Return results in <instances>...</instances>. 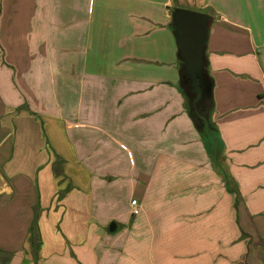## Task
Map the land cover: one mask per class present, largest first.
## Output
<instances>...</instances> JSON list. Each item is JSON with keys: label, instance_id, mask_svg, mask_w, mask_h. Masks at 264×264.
Wrapping results in <instances>:
<instances>
[{"label": "crops", "instance_id": "crops-1", "mask_svg": "<svg viewBox=\"0 0 264 264\" xmlns=\"http://www.w3.org/2000/svg\"><path fill=\"white\" fill-rule=\"evenodd\" d=\"M178 8L209 16L221 167ZM0 171V264H228L240 234L264 264V0H0Z\"/></svg>", "mask_w": 264, "mask_h": 264}, {"label": "water", "instance_id": "water-1", "mask_svg": "<svg viewBox=\"0 0 264 264\" xmlns=\"http://www.w3.org/2000/svg\"><path fill=\"white\" fill-rule=\"evenodd\" d=\"M173 22L183 69L190 77L191 92L195 95L193 108L195 112H198L197 104L202 100L203 93L208 92L207 88L201 86V80L204 73V53L209 35V16L178 8L174 11ZM205 122L209 123L208 115H206ZM9 188L8 180L0 171V194ZM115 229L116 223H112L110 231L114 232Z\"/></svg>", "mask_w": 264, "mask_h": 264}, {"label": "trees", "instance_id": "trees-1", "mask_svg": "<svg viewBox=\"0 0 264 264\" xmlns=\"http://www.w3.org/2000/svg\"><path fill=\"white\" fill-rule=\"evenodd\" d=\"M181 64L182 62L180 63V78H181L180 86H181V90L183 91L184 95L187 97L188 114L193 120L195 127L201 131L203 139L205 140V143L207 144V147L209 148L211 153L213 152V154L217 156V154L219 153V147H220V141L218 138L217 131H215L212 128L210 123L207 124L205 122L207 112L213 105V101L211 99L212 83L204 79V73H203V78L201 80V86L203 88H207L208 92L203 93L202 100L197 104L198 112H195L193 108V100L195 98V95L192 94L191 92V80H190V77L185 72V70L183 69V64L182 65ZM204 101H206L205 102L206 105L203 106L202 103H204ZM201 128H203V130H201Z\"/></svg>", "mask_w": 264, "mask_h": 264}, {"label": "rangeland", "instance_id": "rangeland-1", "mask_svg": "<svg viewBox=\"0 0 264 264\" xmlns=\"http://www.w3.org/2000/svg\"><path fill=\"white\" fill-rule=\"evenodd\" d=\"M181 63V62H180ZM182 65V64H181ZM186 97V96H185ZM186 99H187V97H186ZM206 101H204V103H202V105L204 106V105H206V103H205ZM188 111V110H187ZM201 130H203V128H201ZM210 145V144H209ZM212 154V157H213V161L215 162V164H216V166H218V167H221V160H220V155H219V153L217 154V156L215 155V154H213V152L211 153ZM214 158H216V159H214ZM235 222H236V220H234ZM219 226V225H218ZM224 227V226H223ZM110 228V226L108 227V229ZM119 229L121 230V226H119ZM119 230V231H120ZM108 234V233H107ZM215 236H217L216 238H213V237H215ZM206 237L208 238V241H209V243H210V241H212L213 239H221V240H223L222 242L223 243H225V244H227V240L228 239H232V237L233 238H237L236 237V234L235 235H233L232 236V234H231V232L229 231V230H225L224 229V231L222 230V231H220V233L219 234H217L216 235V233H209V234H206ZM245 237H247V234L246 235H243V234H240V236L237 238V242H235V244H237L236 246H234V253H231V252H228V255L229 256H227L226 257V255L224 254V256H223V258H225V259H229V263L228 264H232V263H234V264H250V261H251V257H250V255L248 254V252H247V247H248V243H247V240H246V238ZM234 244V245H235ZM209 249H213V246L212 245H210L209 246ZM144 249H142L141 250V252L143 251ZM226 250V247L223 249V251H225ZM145 252V251H144ZM144 252H143V255H144ZM249 255V256H248ZM231 257L235 260V261H233L232 259H231Z\"/></svg>", "mask_w": 264, "mask_h": 264}, {"label": "built area", "instance_id": "built-area-1", "mask_svg": "<svg viewBox=\"0 0 264 264\" xmlns=\"http://www.w3.org/2000/svg\"><path fill=\"white\" fill-rule=\"evenodd\" d=\"M131 206H132V215L133 216L138 215L139 211H140V207H139L137 201L136 200H132Z\"/></svg>", "mask_w": 264, "mask_h": 264}]
</instances>
